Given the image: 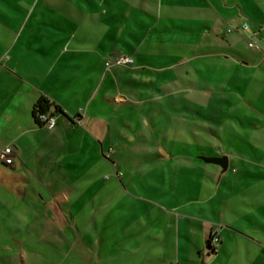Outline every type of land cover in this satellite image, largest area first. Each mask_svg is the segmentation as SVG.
<instances>
[{"label":"rangeland","instance_id":"obj_1","mask_svg":"<svg viewBox=\"0 0 264 264\" xmlns=\"http://www.w3.org/2000/svg\"><path fill=\"white\" fill-rule=\"evenodd\" d=\"M23 1L27 5L33 0ZM44 1L40 0L29 22L21 24L26 8L10 9L0 0V51L17 41L14 48L11 46L12 52H35L34 48L44 43L39 40L40 33L49 37L72 36L74 32L69 27L70 18H74V2L90 7L89 0H48L61 1L64 8L56 11L46 5L40 14ZM190 2L194 7L199 5ZM167 11L164 6L162 21L167 23L166 15L173 14L174 22L168 25L174 24L175 29L182 31L165 32L166 38L177 36L178 40L158 41L154 53L147 54L151 56L144 60L152 66L136 72H117L115 79L107 77L105 86L92 97L95 83L91 82L87 87H75L79 93L74 96L71 91L66 92L79 111L74 113V124L70 122L69 131L60 125L53 129L44 127L46 143L40 145L39 153L47 155V163L39 166L45 178L35 187L46 199L48 210L55 197V202L62 205L63 215L43 217L38 208L17 195L0 201V225L13 227L14 231L7 229L8 235L29 244L26 249L14 243L16 264H23L22 253L27 257L25 264L117 261L122 254H128L126 248L133 249L137 237L147 235L153 228L147 210L158 205L170 208L171 204H179L178 209L172 210L174 213L203 219L199 194L208 195L209 188L221 179L222 169L196 157L207 156L200 149L209 154L213 153L212 146L219 153L237 154L243 150L242 155L230 161L224 174L238 179V191L235 188L233 193L239 200L247 201L258 191H252L259 186L258 177L251 179L242 171L246 165L254 174L263 170L252 161L263 160L259 158L262 153L253 150L264 146V3L208 0L205 9ZM38 19L39 30L33 28ZM53 20H61L62 27L67 25L68 29H55ZM93 27L100 40L72 39V44L96 52H115L116 47L131 52L124 41L114 37L103 40L102 28L107 26L90 25ZM135 27L143 31L146 26ZM127 37L133 45L137 44L129 32ZM149 43L142 52L149 51ZM107 59L108 65L118 64L114 56ZM130 76L137 77V81ZM103 90L110 100L101 102ZM35 158L39 160L37 155ZM22 159L25 166L16 168V172L28 176H32V171L38 172L34 160L24 156ZM144 166H152L154 171L143 181L138 172L144 171ZM202 167L209 173H204ZM233 167L239 171L234 172ZM241 207L253 209L245 203ZM227 214L240 219L243 228L250 224L246 218ZM209 215L211 221H218L211 211ZM140 221L149 226L141 231ZM104 227L108 228L106 232ZM192 227L203 234L201 226Z\"/></svg>","mask_w":264,"mask_h":264},{"label":"crops","instance_id":"obj_2","mask_svg":"<svg viewBox=\"0 0 264 264\" xmlns=\"http://www.w3.org/2000/svg\"><path fill=\"white\" fill-rule=\"evenodd\" d=\"M3 1L10 9L26 8L21 24L29 22L40 3V0H37L36 3L33 0L27 5L22 0ZM190 1L199 2V5L194 7ZM222 1L227 2L229 0ZM246 1L250 5L264 3V0ZM88 2L90 5L88 8L80 2H74V18H70L69 27L74 32L72 36L67 38L63 36L54 37L55 34L53 37H49L40 33L39 40L44 41V43L42 46L35 47L33 50L35 52H25L24 50L12 52L17 41L15 44L13 43L14 45L8 44L4 50L0 51V153L8 145H12L15 152L14 159L10 162L0 159V201L12 200L17 195L19 199L30 202V206L38 208L43 217L60 216L61 218L63 213L62 205L59 202L56 203L55 197L52 199V207L48 210L46 199L35 187L39 180L43 181L45 178L39 163H44L43 166L47 163L45 161L47 155H40L39 153L41 152L40 145L46 143L44 140L45 126H40L37 121L40 101L44 100L51 104L48 111L50 113H55L57 108L64 112V114L56 113L60 116L59 119L57 118L56 126L60 125L59 127L69 131L70 122L74 124V113L79 111L77 106H74V102L68 99L66 92L71 91L74 96V94L79 93L75 87H87L91 82L95 83V87L90 93V97H92L98 88L100 90L102 86H105L107 77L115 79L117 72H125L128 69L136 72L149 68L148 66H152V64L144 60L151 56L147 54L154 53V46H157L158 41L178 40L177 36L166 38L165 32L182 31L175 29L177 27L174 24L173 26L168 25L169 22H174L173 14L166 15V19L169 20L167 23L162 21L165 19L161 12L164 6L166 9L168 8L167 12L169 13H174L169 9H186L187 11L194 8L200 10L206 8L208 0H166L164 6L163 0H89ZM46 5L56 11L64 8L61 1L50 2L45 0L40 14L44 13ZM149 19H154V21L150 22ZM37 21L33 28L39 30L40 19ZM57 23L58 25H56ZM52 24L59 31L68 29L67 25L65 28L62 27L61 20L60 22L53 20ZM99 24L104 27L107 26L102 28L103 40L107 37H114L124 41L131 52H122L118 47L115 48V52H96L93 49H80L79 46L72 44V39L76 42H93L98 39L99 36H96L95 32L96 28H90V25L97 26ZM137 25L146 27L142 31L135 27ZM128 32L135 37L136 45L129 41ZM155 40L156 42H154ZM148 42H150L147 45L149 51L142 52L143 47ZM119 55L130 56L134 62L128 65L113 64L111 66L107 64L108 57ZM246 63L249 62L246 61ZM96 70L97 73H92ZM95 74H98V77ZM130 78L137 81V77L130 76ZM133 90L136 91L137 88H133ZM102 95L101 102L105 99L110 100L105 90H103ZM117 98L120 100L122 96ZM253 151L258 154L262 153L259 158H263V160L252 161V163L261 166L263 170L261 174H254L247 165L244 167L245 171H242L244 176H251V179L256 176L259 179L256 184L259 186L252 188V191H258L251 194L247 201L239 200L237 193H233L239 183L237 182L238 179L226 176L221 171V179L215 187L209 188L208 195L199 194L203 219L191 217L185 213H174L172 210L178 209L181 206L179 204H171L170 208L159 205L155 209L149 208L147 215L153 228H150L147 235L136 238L132 250L126 248V252L131 256L125 253L117 261L108 259L105 264H264V146L254 148ZM216 152L211 156L227 155L230 166V161L242 155L241 153L244 151L237 152L238 155L234 154V151L230 152L231 155L228 152ZM36 155L39 160L35 158ZM22 156L34 160L35 167L38 166L37 173L34 174L32 171V176H28L26 173L16 172V168L25 166ZM17 158L20 161L17 162ZM243 160L245 163L249 162ZM219 168L221 167L219 166ZM143 170L137 172L140 179L144 181L146 176H152L151 172L154 171V168L144 166ZM202 170L206 174L209 173L207 168L202 167ZM233 171L238 172L239 170L233 167ZM16 184H20V187L16 188ZM248 184H251V180ZM236 191H238L237 188ZM104 199L103 201H105ZM243 203L253 209L245 210L241 207ZM210 211L218 218V221H211ZM227 212L233 213V217L237 215L239 218H246L250 224L243 228L239 225L240 219L229 217ZM218 224L222 225L220 230L221 242L216 253L208 254L206 250L207 239L211 229ZM140 225L141 231L149 226L142 221H140ZM196 225L203 228V234L192 227ZM55 228L58 227L55 226ZM122 228L121 230L124 229ZM7 229L14 231L13 227L0 225V264H16L12 251L14 243L21 244L24 246L23 248L26 246L29 248V244L23 239L9 236ZM107 229L104 227L105 232ZM136 232L139 231L136 230ZM57 238L60 240V237ZM125 238L127 237L120 239ZM50 245L53 244L50 242ZM21 259L25 264L27 257L24 253L21 254Z\"/></svg>","mask_w":264,"mask_h":264},{"label":"built area","instance_id":"obj_3","mask_svg":"<svg viewBox=\"0 0 264 264\" xmlns=\"http://www.w3.org/2000/svg\"><path fill=\"white\" fill-rule=\"evenodd\" d=\"M118 64H132L134 62L133 58L127 55H119L116 57ZM38 122L45 127L53 129L57 124V117L55 113L50 112H37ZM15 156L14 148L12 145L6 146L0 153V159L2 161L10 162ZM222 225H215L213 229V243L218 246L220 243L219 232Z\"/></svg>","mask_w":264,"mask_h":264},{"label":"trees","instance_id":"obj_4","mask_svg":"<svg viewBox=\"0 0 264 264\" xmlns=\"http://www.w3.org/2000/svg\"><path fill=\"white\" fill-rule=\"evenodd\" d=\"M50 107H51V104L50 103H48V102H46V101H44V100H42V101H40V104H39V106H38V110L37 111H42V112H48L49 110H50ZM58 112H61V113H63L64 114V112L62 111V110H60L59 108H57L56 110H55V114L56 113H58ZM38 121V120H37ZM39 123V122H38ZM40 124V123H39ZM40 126H42L41 124H40ZM214 147L212 146V148H210V150H211V152H213V153H207L204 149H200L201 150V154H206L207 156H211V155H213V154H216L217 152L216 151H214V149H213ZM196 156V155H195ZM201 156H203V155H201ZM196 157H198V158H200V156H196ZM213 229H214V227L211 229V232H210V234H209V236H208V239H207V243H206V250H207V253L208 254H214V253H216V251H217V249H218V246H216L214 243H213ZM219 236H220V232H219ZM220 242H221V240H220ZM220 244V243H219Z\"/></svg>","mask_w":264,"mask_h":264},{"label":"water","instance_id":"obj_5","mask_svg":"<svg viewBox=\"0 0 264 264\" xmlns=\"http://www.w3.org/2000/svg\"><path fill=\"white\" fill-rule=\"evenodd\" d=\"M202 160L207 163L217 164L222 168V171L225 172L228 170L229 163H228V156H200Z\"/></svg>","mask_w":264,"mask_h":264}]
</instances>
